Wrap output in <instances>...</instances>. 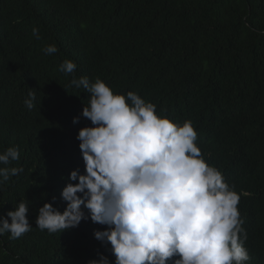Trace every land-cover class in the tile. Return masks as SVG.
I'll use <instances>...</instances> for the list:
<instances>
[{"label":"trees","instance_id":"obj_1","mask_svg":"<svg viewBox=\"0 0 264 264\" xmlns=\"http://www.w3.org/2000/svg\"><path fill=\"white\" fill-rule=\"evenodd\" d=\"M50 44L58 52L46 55ZM65 60L77 65L74 74L59 70ZM79 77L135 92L175 123L191 121L211 166L239 196L248 254L264 264V0H0V116L22 111L33 92L26 116L60 134L38 160L61 158L91 126L81 116L90 94L70 85ZM6 147L0 138V152ZM26 158L0 183V217L26 199L32 228L18 239L0 235V264H87L97 253L114 261L110 245L93 236L106 226L36 227L44 203L63 211V181Z\"/></svg>","mask_w":264,"mask_h":264},{"label":"clouds","instance_id":"obj_2","mask_svg":"<svg viewBox=\"0 0 264 264\" xmlns=\"http://www.w3.org/2000/svg\"><path fill=\"white\" fill-rule=\"evenodd\" d=\"M33 35L39 38L38 30ZM43 51L53 55L58 48L50 44ZM76 68L71 60L59 66L66 75ZM70 85L90 94L81 116L91 126L78 130L79 142L68 141L61 158L38 160L52 152L60 134L43 118L26 116L35 107V93H28L27 108L0 116V138L7 145L0 152V183L23 170L10 167L22 164L23 155L63 181L58 190L63 211L44 203L36 227L51 234L82 220L106 226L93 236L110 245L114 261L97 253L87 264H260L244 246L239 196L211 166L191 121L158 116L155 104L132 91L114 93L99 78H73ZM78 116L77 110L73 123ZM29 205L25 199L0 217V235L18 239L31 231Z\"/></svg>","mask_w":264,"mask_h":264}]
</instances>
